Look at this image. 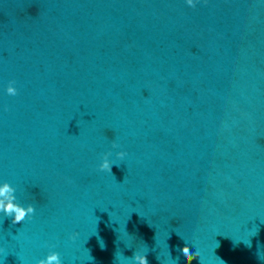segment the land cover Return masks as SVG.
<instances>
[{
  "label": "water",
  "instance_id": "95a60500",
  "mask_svg": "<svg viewBox=\"0 0 264 264\" xmlns=\"http://www.w3.org/2000/svg\"><path fill=\"white\" fill-rule=\"evenodd\" d=\"M0 180L5 264H264V0H0Z\"/></svg>",
  "mask_w": 264,
  "mask_h": 264
},
{
  "label": "clouds",
  "instance_id": "9594fccd",
  "mask_svg": "<svg viewBox=\"0 0 264 264\" xmlns=\"http://www.w3.org/2000/svg\"><path fill=\"white\" fill-rule=\"evenodd\" d=\"M184 3L189 7H193L194 4L196 3V0H184ZM12 84L13 82L9 81V83L3 89L4 92L10 96L16 95V88L13 87ZM111 148L116 149L118 148V145L115 142H112ZM125 155L126 153L121 150H117L111 153L105 152L101 155L96 167L99 171L111 173L112 166L113 165L118 166L115 161L123 160ZM110 156H112L114 159H109ZM14 193H15V189L7 181L0 180V214H2V216L5 217H11V223L17 224L20 223L21 221H24L26 218L30 219L32 214L34 213V208L31 203L24 205L17 203L16 196L14 195ZM259 221L261 224H264V221L261 220ZM114 231H116V229H114ZM247 231L250 233L247 242H245L244 240H233V244L237 242H242L245 246L251 247V237H254L258 234L259 227L257 224H255L254 227L251 226L250 228H247ZM94 235H96L97 237V242L99 244V247L103 250V248L105 247L103 240L99 237L97 232ZM77 236L78 233L72 232L71 234H69L68 239L75 240ZM184 242L185 244H188L187 241L184 240ZM218 246L219 243L218 241H216L215 248ZM86 250L88 253L89 260H92L93 258L89 255V250L88 249ZM182 251H183L182 254L183 264H191V261L193 259H198L199 264H202V261L200 260L199 252L196 249L191 254L187 251V249H184ZM146 252L147 251L135 249L131 257H126L123 256L120 251H116L114 253V264H148V261L146 259ZM257 256L261 260L259 250L257 252ZM215 257L220 261V264H225V262L221 260L219 257L217 256ZM156 259L160 261V264H177V261L173 259V257L171 256L168 250V245H167V252L165 259L162 260L159 255L156 257ZM0 264H5V260L3 256H0ZM21 264H23L22 261ZM34 264H62V261L58 252L50 250L46 252V254L42 256V258L35 259Z\"/></svg>",
  "mask_w": 264,
  "mask_h": 264
}]
</instances>
